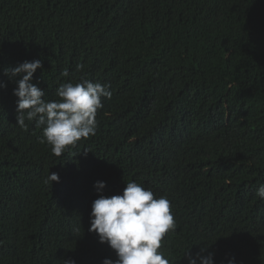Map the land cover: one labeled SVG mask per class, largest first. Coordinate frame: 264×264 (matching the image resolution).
Masks as SVG:
<instances>
[{"label":"trees","instance_id":"trees-1","mask_svg":"<svg viewBox=\"0 0 264 264\" xmlns=\"http://www.w3.org/2000/svg\"><path fill=\"white\" fill-rule=\"evenodd\" d=\"M34 59L46 102L85 79L111 92L61 157L17 124L7 70ZM0 84V264L116 260L91 204L131 181L171 203L169 264L245 243L264 264V0H0Z\"/></svg>","mask_w":264,"mask_h":264},{"label":"clouds","instance_id":"clouds-1","mask_svg":"<svg viewBox=\"0 0 264 264\" xmlns=\"http://www.w3.org/2000/svg\"><path fill=\"white\" fill-rule=\"evenodd\" d=\"M41 67V61L34 59L7 70L10 78L21 76L13 90L18 97L16 120L21 128H27L25 119L43 126L40 143H46L55 156L61 157L81 139L95 135L97 111L103 107L102 98H110L111 92L107 86L85 79L59 85L56 90L59 99L46 102L44 90L32 83L33 74ZM62 75L67 76V70ZM53 181L59 182L54 172L49 173L45 183ZM94 187L100 192L105 182L96 181ZM256 194L264 199V184L258 187ZM176 228L168 198L156 197L151 189L135 181L127 182L122 193L99 195L91 204L89 231H95L99 241L107 243L117 257L116 260L104 258L102 264H169L160 249L165 236ZM244 248L246 251L241 256L230 257L221 264H259L247 243ZM187 259L188 264H213L211 253L203 256L198 252L195 256L188 255ZM64 262L75 264L72 260Z\"/></svg>","mask_w":264,"mask_h":264}]
</instances>
